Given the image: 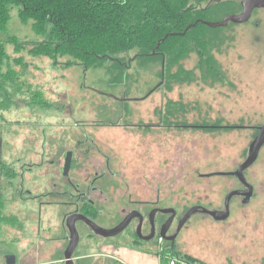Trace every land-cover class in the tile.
Here are the masks:
<instances>
[{"label": "rangeland", "instance_id": "374dc122", "mask_svg": "<svg viewBox=\"0 0 264 264\" xmlns=\"http://www.w3.org/2000/svg\"><path fill=\"white\" fill-rule=\"evenodd\" d=\"M246 2L206 0L200 7L209 8L207 22L219 23L242 14ZM261 7L248 22L229 23L210 33L216 37V78H203L199 58L192 54L183 66L195 70L197 81L168 88L163 63L132 61L135 51L118 57L130 60L124 76L111 71L118 61L86 68L68 57L55 64L30 56L31 46L48 34L35 35L13 7L7 30L0 34L7 53L3 70L10 77L0 85V264L8 256L17 264H64L68 241L63 239V221L79 198L75 191L63 194L61 174L68 152L86 135L94 147L89 160L78 159L83 162L80 174L104 168L100 166L107 156L115 174H107L109 187L103 195H92L98 211L103 210L100 223H117L138 196L176 208L178 219L197 206L222 209L241 185L227 176L206 175L235 171L246 161L256 129L264 125ZM147 123L155 127L153 134L136 128ZM75 177L84 182L83 176ZM246 178L254 188L251 201L242 204L233 197L223 220L194 214L178 235L176 254L206 264H264V148ZM177 226L173 224V233ZM79 229L75 264H116L92 256L103 253L98 244H129L124 236L92 240ZM85 255L91 257L76 259Z\"/></svg>", "mask_w": 264, "mask_h": 264}, {"label": "trees", "instance_id": "16d2710c", "mask_svg": "<svg viewBox=\"0 0 264 264\" xmlns=\"http://www.w3.org/2000/svg\"><path fill=\"white\" fill-rule=\"evenodd\" d=\"M204 1L0 0V34L6 32L11 10L16 6L23 25L31 24L37 36L48 34L45 40L31 46L30 56L46 57L54 60L55 64L58 58L68 57L86 68L101 67L110 60L118 61L117 65H112L111 71L124 76L130 60L118 57L135 51L132 61L163 63V79L168 88L173 84L197 81L195 70L189 71L183 66L192 54L199 58L197 69L203 78L213 80L219 75L213 55L216 37L210 34L216 29L197 23L208 18L209 8L200 7ZM195 23V27L180 35ZM10 41L8 38L7 42ZM4 43L0 41V85L2 80L10 78L9 72L3 70L7 59ZM17 46L15 49L18 51L20 48ZM167 255L178 254L173 249L163 256L161 259L166 264ZM183 256L201 262L191 256Z\"/></svg>", "mask_w": 264, "mask_h": 264}, {"label": "flooded vegetation", "instance_id": "af4514ba", "mask_svg": "<svg viewBox=\"0 0 264 264\" xmlns=\"http://www.w3.org/2000/svg\"><path fill=\"white\" fill-rule=\"evenodd\" d=\"M246 3L247 4L245 7L257 6L253 10V13L257 10V8H262L261 6H264V0H247ZM151 124L152 123L140 124L136 126V128L146 132L147 134H153L155 132V127L151 126ZM214 126H216V128L218 127L217 124ZM260 127L256 129L258 131L256 137L260 133ZM226 128L235 129L237 128V126L228 125L226 126ZM86 144H89V147H87V149L85 148L84 153H81L83 150L81 147ZM92 147H94L93 139L90 138V136L86 135L83 140L78 142L77 146L73 150L68 152L72 154L71 167L67 173H65V169L63 168L61 174L64 181L66 182V184L63 185L64 187L63 194L69 192L73 193L75 191L76 197L79 198L78 202L73 204L69 203L70 205H75V210L73 213L68 214L63 221V227L66 230L63 239L64 241L65 240L68 241L67 247L69 246L71 239L70 238L71 232L67 224L68 220L71 218L72 219L74 218L75 220L79 216V217H85L86 219L96 224L98 227L105 230H112L117 228L118 226L124 224L125 221L130 217V221L127 223L126 228H124V230L115 237L124 236L125 239L129 241V243L132 246L154 252L158 254L161 258L163 256H166V254H168L171 250L176 249L177 238L180 233L178 232V226L184 215H182L178 219V211L176 210V208H173L171 206L167 208L160 207L158 205L159 200H154V198H151L149 196H146L145 198L138 196V198H136L133 201L132 208L130 209L128 208L129 210L127 209L122 210L121 212L122 218L117 223L116 222L113 224L108 223L106 225L98 221V218L101 217V215L103 214V210L98 211L97 203L95 202V200L92 199V195L95 194H99L100 196L103 195L104 189L109 187V185L107 184L108 183L107 174H110L111 178L115 177V174L110 169L111 162L108 156L105 157V164L103 166L99 165L100 167H104V168L97 169L96 167V169L93 170L94 171L93 174L88 172V170H85L83 175L80 174L81 172H83L82 171L83 162L82 163L79 162L78 159L89 160L91 158L89 155L90 153H92ZM263 148L264 145L262 146L261 150ZM260 151H259V155H260ZM52 163L55 164V161ZM238 168L232 172H216L206 175V177L212 178V177L227 176L228 178H233L241 185V189L234 191L247 193L249 192V186H250L253 190V193L250 196L246 193L244 195L238 196L241 199L242 204H248L254 196V188L246 178V172L248 171V169L244 171V178L247 184H243L235 174ZM75 170L77 171L76 173H74ZM76 174L78 176L81 175L84 177V182L82 184L77 181V178L75 177ZM56 176H59V173ZM56 185L57 186L59 185L57 183L54 185L56 188H58ZM199 208H203V207H199ZM166 210H170V211L166 212ZM173 210L175 211L174 215L172 213ZM208 210L225 212L226 211L225 203L222 209H218V210L208 209ZM169 222L171 223V225L168 228ZM176 222L178 223V226L176 227L175 232L173 233L171 231L172 230L171 228L173 224ZM79 226H82L84 228V230L86 231V236L88 238H91L92 240L104 238L101 235L97 234L96 231L82 219L75 220V227L77 229L79 236H81V230L79 229ZM172 237H175V239L171 240Z\"/></svg>", "mask_w": 264, "mask_h": 264}, {"label": "water", "instance_id": "95a60500", "mask_svg": "<svg viewBox=\"0 0 264 264\" xmlns=\"http://www.w3.org/2000/svg\"><path fill=\"white\" fill-rule=\"evenodd\" d=\"M257 6H252V7H245L244 11L242 14L240 15H231L226 17L223 21L219 22V23H211V22H207V21H198L197 23H201L204 24L210 28H217V27H224L227 26L229 23H235V24H242V23H246L250 20L253 10L256 8ZM197 23L189 26L187 28V30L180 34V35H185L187 33V31L190 28H193L197 25ZM175 35V34H174ZM264 145V126L260 127V133L258 134V136L256 137V139L254 140V142L251 145L250 151H249V155L246 159V161L238 168V170L236 171V176L239 178V180L243 183V184H247L244 178V171L246 169H248L249 167H251L254 162L256 161L258 155H259V151L261 150L262 146ZM71 153H68L66 161H65V173H67L70 170L71 167ZM234 175V174H233ZM248 186V185H247ZM246 193V192H245ZM244 192H240V191H233L231 192L225 201V207H226V211L225 212H221V211H212V210H208V209H204V208H199V207H194L191 208L190 210H188L182 220L179 223L178 226V232L181 231V229L185 226V224L187 223V221L194 215L197 213H201V214H205L208 215L212 218H214L215 220H223L226 219L229 216V205H230V201L233 197L235 196H239V195H244ZM253 193L252 188L249 186V192H247L246 194H248L249 196ZM170 211V210H166ZM173 215L175 214V211H172ZM78 219H82L83 221H85L89 226H91L97 234L101 235L104 238H110V237H115L117 236L119 233H121L124 228H126L127 223L130 221V217L125 221L124 224L118 226L115 229L112 230H105L102 229L100 227H98L96 224H94L92 221L86 219L85 217H79L76 218L75 220ZM75 220L74 218L69 219L68 220V228L71 232V239H70V244L67 247L65 254H64V264H75L74 260H73V256L74 253L79 245V240H80V236L77 232V229L75 227ZM171 223L169 222L168 224V228L170 227ZM175 237H172L171 240H174ZM7 264H16V258L14 256H8L7 258Z\"/></svg>", "mask_w": 264, "mask_h": 264}, {"label": "crops", "instance_id": "0c3cea01", "mask_svg": "<svg viewBox=\"0 0 264 264\" xmlns=\"http://www.w3.org/2000/svg\"><path fill=\"white\" fill-rule=\"evenodd\" d=\"M98 245L103 249V253L97 255L94 254L92 256L102 257L106 260L114 261L116 264H166L162 261L161 257L158 254L145 249L134 247L130 243L127 245L124 244L109 245L107 243L103 244V246H101L100 244ZM90 257H91L90 255H85V256H80L79 258L76 259L84 260ZM7 258L8 257H6V262H5L6 264H7ZM16 264H17V260H16Z\"/></svg>", "mask_w": 264, "mask_h": 264}, {"label": "built area", "instance_id": "2783aa9c", "mask_svg": "<svg viewBox=\"0 0 264 264\" xmlns=\"http://www.w3.org/2000/svg\"><path fill=\"white\" fill-rule=\"evenodd\" d=\"M166 260L168 261V264H203L201 262L190 260L185 256H181V255H174V256L167 255Z\"/></svg>", "mask_w": 264, "mask_h": 264}]
</instances>
